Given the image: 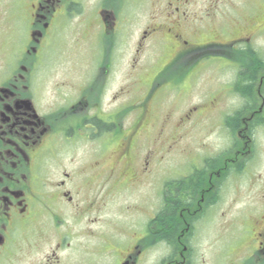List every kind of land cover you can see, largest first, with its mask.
I'll return each mask as SVG.
<instances>
[{"label": "flooded vegetation", "instance_id": "af4514ba", "mask_svg": "<svg viewBox=\"0 0 264 264\" xmlns=\"http://www.w3.org/2000/svg\"><path fill=\"white\" fill-rule=\"evenodd\" d=\"M70 21L91 60L47 72L50 43ZM207 59L217 84L180 131L219 118L230 144L173 164L158 185V90L186 95ZM259 122L264 0H0V264L105 254L99 264H264V179L247 196L226 193L248 169ZM112 202L130 223L111 229Z\"/></svg>", "mask_w": 264, "mask_h": 264}, {"label": "rangeland", "instance_id": "374dc122", "mask_svg": "<svg viewBox=\"0 0 264 264\" xmlns=\"http://www.w3.org/2000/svg\"><path fill=\"white\" fill-rule=\"evenodd\" d=\"M75 23V21H70L65 23L66 25L63 24L59 35L51 41L46 63L47 72L53 73L68 71V67L80 66L84 63L86 65V63L91 60V55L87 51L88 42L86 37L81 36L78 39L74 35L73 28L75 27ZM130 59L131 57L126 55V66L130 65ZM144 60L145 59L143 58V61ZM206 61H210V68L206 71H202L200 80L194 89L192 87V89L188 92V88H184L186 95H180L177 90L178 85L173 86L170 89L166 86L164 89L158 90L156 100L158 121L155 120V124L158 131H160L162 126L165 127V132L159 136L160 138L158 139V143L155 145V151L157 154V163L155 168L157 170L158 185L161 184V178L166 179L173 164H184V162H187L188 166L191 164L195 165L196 162L198 163L207 155L213 156L214 153L221 152L230 144V139L223 126V121L219 118L201 122L192 129L187 127L184 132L182 130V133L180 131V128L184 125L183 121L180 120L183 117L184 112L191 107L197 106L200 102L202 103V100L204 99V92L208 89H214V85L217 84L215 82V75L213 76V63H211L214 62V59H207ZM59 76L60 75H58L56 79ZM52 77H54L53 74ZM48 86L49 85H47V87ZM169 112L175 114L176 116L172 118ZM170 119H173L174 121ZM220 124L221 128L219 127ZM172 126L174 128L173 130ZM178 138H180L179 141ZM252 139L254 155L248 164L246 172L233 178L232 182L235 180V185L229 186L226 191L229 195L237 193L242 196H247L248 183H250L253 179L256 181H259V178L264 179V126L256 130ZM172 142L173 144L177 143L174 148L171 147ZM258 187L259 186H257V189ZM142 196H144V192L125 194L124 196H120L118 199L121 200V203L126 204L135 201ZM113 205L114 202L110 203V210L108 213V218L111 221V229L116 227L112 224L118 223L117 226H119L122 221L123 223L126 222V224L130 223V217L128 218V216H123L122 214H118L112 210ZM137 206L140 208V204ZM108 248L110 249L109 255L112 257V255L115 254V251L112 249V246H109ZM81 257L86 258L82 255L81 251L73 250L71 252L72 260ZM95 260V264H99L110 262L111 258L105 254L101 257H95L94 261Z\"/></svg>", "mask_w": 264, "mask_h": 264}, {"label": "trees", "instance_id": "16d2710c", "mask_svg": "<svg viewBox=\"0 0 264 264\" xmlns=\"http://www.w3.org/2000/svg\"><path fill=\"white\" fill-rule=\"evenodd\" d=\"M263 123L264 122H259V125H261ZM225 126L227 127L229 133L232 134V136H233L235 134V132L237 130H239L238 119L237 118H234V116L228 117L226 119V121H225ZM224 155H225V153L220 154V156H221L222 159H223Z\"/></svg>", "mask_w": 264, "mask_h": 264}]
</instances>
